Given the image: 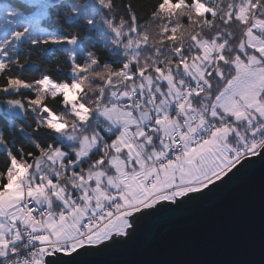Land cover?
Here are the masks:
<instances>
[{
	"label": "snow or ice",
	"instance_id": "snow-or-ice-1",
	"mask_svg": "<svg viewBox=\"0 0 264 264\" xmlns=\"http://www.w3.org/2000/svg\"><path fill=\"white\" fill-rule=\"evenodd\" d=\"M261 152L264 0H0V264H83Z\"/></svg>",
	"mask_w": 264,
	"mask_h": 264
},
{
	"label": "water",
	"instance_id": "water-1",
	"mask_svg": "<svg viewBox=\"0 0 264 264\" xmlns=\"http://www.w3.org/2000/svg\"><path fill=\"white\" fill-rule=\"evenodd\" d=\"M261 157L243 161L165 218L138 221L128 242L85 250L83 264H264Z\"/></svg>",
	"mask_w": 264,
	"mask_h": 264
}]
</instances>
